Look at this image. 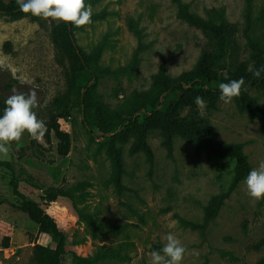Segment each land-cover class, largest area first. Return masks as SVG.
Returning <instances> with one entry per match:
<instances>
[{
    "label": "rangeland",
    "instance_id": "rangeland-1",
    "mask_svg": "<svg viewBox=\"0 0 264 264\" xmlns=\"http://www.w3.org/2000/svg\"><path fill=\"white\" fill-rule=\"evenodd\" d=\"M64 1L75 6V0ZM183 1L205 20L216 21L224 11L230 22L244 26L246 0ZM251 1L254 37L262 39L264 0ZM129 18L143 35L138 54ZM77 22L81 51L90 55L104 46L96 93L114 110L149 91L163 63L172 77L192 71L210 44L205 32L179 18L174 0H102L88 4ZM51 28V21L0 16V94L3 99H22L18 121L0 134V162L10 165H0V198L5 201L0 224L10 228H0V264H35L36 244L54 247L27 215L12 208L20 200L13 179L18 191L56 220L70 251L81 257L106 251L116 256L102 264H261L264 247L254 246L264 239V122L239 112L230 94L220 98L217 110L200 104L216 138L242 145L252 170L260 175L238 185L202 234L185 222L204 224L212 199L230 189L236 161H223L180 137L174 139L170 156L158 130L148 135L154 155L150 161L144 152H132L135 137L126 142L117 138L125 168L119 192L112 161L85 127L76 92L66 118L59 121L71 136V150L67 157L59 156L58 140L48 133V124L55 114L54 99L67 92L68 66L59 64ZM238 39L241 59H246L245 40L240 35ZM250 94L264 106L263 89ZM50 186L71 190L74 200L48 203L44 190ZM66 264L81 263L69 258Z\"/></svg>",
    "mask_w": 264,
    "mask_h": 264
},
{
    "label": "trees",
    "instance_id": "trees-1",
    "mask_svg": "<svg viewBox=\"0 0 264 264\" xmlns=\"http://www.w3.org/2000/svg\"><path fill=\"white\" fill-rule=\"evenodd\" d=\"M100 1L102 0H75V6L72 7L64 0H0V16L12 21L25 18H31L39 24L51 21V41L59 64L68 66L67 92L56 97L52 103L55 114L48 124V133H53L58 140L59 156L67 157L71 150V136L61 129L59 121L66 118L71 95L76 92L80 96L85 127L98 139L112 161L113 181L119 192L124 189L122 179L125 168L117 138L126 142L131 136L135 137L132 152H144L150 161L154 155L147 139L153 130L160 131L163 145L170 156L173 154L174 139L180 137L223 161L235 160L230 189L212 199L206 208L204 224L185 222L186 226L204 234L225 200L242 181L260 179V175L252 170L242 145L226 144L216 138L210 121L200 112V104L206 103L208 109L217 110L220 98L230 94L234 97L239 112L264 122V106L250 94L255 89L264 90V10L263 38L256 39L251 0H246L243 28L230 22L224 11L218 14L216 21L205 20L194 14L190 5L183 0H174L179 9V18L205 32L210 38V44L203 49L192 71L172 77L168 66L163 63L149 91L134 95L122 110H114L96 93L99 62L104 46L100 45L94 53L87 55L81 51L76 41V34L80 29L77 17L85 11L88 4ZM128 28L138 39V54L143 48L142 32L132 18L128 19ZM239 35L245 40L246 59H241ZM21 105L20 96L3 99L0 94V134H4L18 121ZM185 110L187 112L183 115ZM96 128L99 129V134L96 133ZM47 138L50 139V136ZM0 165L10 166L7 162H0ZM15 181L13 179L11 185L14 195L20 200L11 204L12 208L27 215L38 226L40 234L49 236L54 243L53 248L39 244L34 246L35 264H66L69 258L81 264H102L108 258L116 256L115 253L102 251L95 257H81L70 251L69 240L56 220L36 201L18 191ZM44 195L48 203L60 198L72 201L75 198L71 190L54 186L45 189ZM4 204L5 201L0 198V207ZM9 243L10 239L7 238L6 248ZM263 247L264 239L254 246L255 250ZM261 264H264V259Z\"/></svg>",
    "mask_w": 264,
    "mask_h": 264
},
{
    "label": "built area",
    "instance_id": "built-area-1",
    "mask_svg": "<svg viewBox=\"0 0 264 264\" xmlns=\"http://www.w3.org/2000/svg\"><path fill=\"white\" fill-rule=\"evenodd\" d=\"M0 228L3 229V230H5V231H8L10 229V228H7V227H2V224H0Z\"/></svg>",
    "mask_w": 264,
    "mask_h": 264
}]
</instances>
